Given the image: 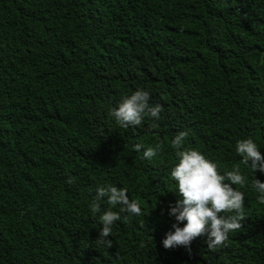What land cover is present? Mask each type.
Segmentation results:
<instances>
[{
  "label": "trees",
  "instance_id": "obj_1",
  "mask_svg": "<svg viewBox=\"0 0 264 264\" xmlns=\"http://www.w3.org/2000/svg\"><path fill=\"white\" fill-rule=\"evenodd\" d=\"M137 86L160 119L120 127L109 109ZM181 130L222 170L237 138L264 155V0H0V264H264V204L248 184L222 246H162ZM104 183L142 209L121 214L110 246L89 210Z\"/></svg>",
  "mask_w": 264,
  "mask_h": 264
},
{
  "label": "clouds",
  "instance_id": "obj_2",
  "mask_svg": "<svg viewBox=\"0 0 264 264\" xmlns=\"http://www.w3.org/2000/svg\"><path fill=\"white\" fill-rule=\"evenodd\" d=\"M162 106L150 103L147 88L137 86L124 94L109 109V116L120 127L140 125L146 117L159 121ZM186 131H179L170 139L174 159L168 176L174 182L179 198L169 204L167 213L174 217L171 228L165 233L161 244L164 248L183 246L190 251V242L198 235H204L207 247L222 246L228 234L241 227L245 193L240 190L246 184L254 189L255 199L264 204V180L254 175V170L264 172V155L251 136L235 139L233 149L239 156L238 163L222 170L218 163L199 149L183 147ZM142 151V157L151 160L156 156L159 145H133ZM243 166V171L241 169ZM239 185L240 188L235 186ZM128 189L113 183L99 184L89 202L92 214H98L100 227L97 240L106 246L112 244L111 235L115 222L121 214L139 216L141 206L136 199H130ZM104 203L107 207L101 208ZM180 222H183L182 224Z\"/></svg>",
  "mask_w": 264,
  "mask_h": 264
}]
</instances>
